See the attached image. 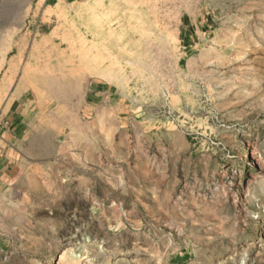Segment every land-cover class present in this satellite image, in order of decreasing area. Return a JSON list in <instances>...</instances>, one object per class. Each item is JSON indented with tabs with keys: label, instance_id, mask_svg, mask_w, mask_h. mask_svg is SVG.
<instances>
[{
	"label": "rangeland",
	"instance_id": "obj_1",
	"mask_svg": "<svg viewBox=\"0 0 264 264\" xmlns=\"http://www.w3.org/2000/svg\"><path fill=\"white\" fill-rule=\"evenodd\" d=\"M0 264H264V0H0Z\"/></svg>",
	"mask_w": 264,
	"mask_h": 264
}]
</instances>
